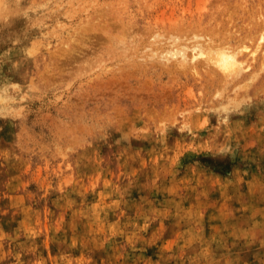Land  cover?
Listing matches in <instances>:
<instances>
[{"label": "rangeland", "instance_id": "obj_1", "mask_svg": "<svg viewBox=\"0 0 264 264\" xmlns=\"http://www.w3.org/2000/svg\"><path fill=\"white\" fill-rule=\"evenodd\" d=\"M0 264H264V0H0Z\"/></svg>", "mask_w": 264, "mask_h": 264}, {"label": "bare ground", "instance_id": "obj_2", "mask_svg": "<svg viewBox=\"0 0 264 264\" xmlns=\"http://www.w3.org/2000/svg\"><path fill=\"white\" fill-rule=\"evenodd\" d=\"M215 60L216 63L222 68V70L226 73H237L239 70L241 71L242 69H238V64L234 58V56L228 51L225 52V50L222 51H215ZM205 52L203 50V47H199L196 56L202 57L205 56ZM240 100V99H239Z\"/></svg>", "mask_w": 264, "mask_h": 264}]
</instances>
